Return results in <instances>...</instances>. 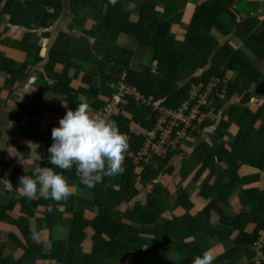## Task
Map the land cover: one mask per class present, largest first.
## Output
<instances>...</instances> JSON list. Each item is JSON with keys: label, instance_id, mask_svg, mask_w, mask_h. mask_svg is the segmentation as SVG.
<instances>
[{"label": "crops", "instance_id": "1", "mask_svg": "<svg viewBox=\"0 0 264 264\" xmlns=\"http://www.w3.org/2000/svg\"><path fill=\"white\" fill-rule=\"evenodd\" d=\"M119 1H122L124 8L119 6ZM203 1L205 0H188L185 3L181 8V19L169 27L172 37L183 43L187 33L191 31L207 39L212 37L218 39L220 48L231 42V46L242 53L252 67L264 77V62H260L246 42L237 35L240 20L229 12L221 16L222 22L230 30L227 36L215 27L211 29L191 27L195 9ZM71 3L72 0H44L34 9L30 22L11 23L9 16L3 12L4 0H0V150H4L5 161L9 166L3 179L10 182L16 172L19 177L25 173L31 175V168L35 164L52 167L57 172L61 171L49 164L47 150L53 142L50 129L58 127L59 119L70 107L64 103L62 97L47 87L57 84L56 78L64 70V66L56 65L50 72L51 79L46 71L51 62V53L59 44L62 33H68L75 39H88L99 61L111 58V66L100 73L86 58L87 51L78 53L83 58L74 57L72 53L70 56L72 67L67 75L72 91L100 89L102 75L116 79L117 75L113 73L112 68L117 63L120 67L135 72H143L150 66L151 50L139 44L133 34L118 31L114 27L116 20L124 17L127 3L138 5L134 11L126 10L129 23L139 22L144 0H117L118 10L117 7H111L108 12L115 17L110 21L113 23L110 27L113 28L109 30L106 41L103 40V34L96 37L95 32H98L100 27L97 19L103 20L104 27L106 26L104 17L109 3L99 0L96 9L79 7V14L73 12ZM254 3L256 10L250 14L239 11V15L243 21L252 17L257 19L254 31L261 34L264 30V1ZM179 9V2L171 7L170 4L160 1L152 15L155 22L151 21L149 26L155 29L157 21L174 18L178 15ZM46 13L56 14L57 17L47 19L44 24ZM143 20L148 22L147 19ZM27 33H29L27 44H22L21 41ZM61 42L63 43L64 39ZM117 49L128 54L117 52ZM153 67L156 68L157 64L154 63ZM209 68L210 64L204 70L188 66L181 79L182 87L200 78ZM238 74L232 70L227 73L231 80L236 79ZM99 99L103 102V95H99ZM54 105L61 108L59 114L51 111L56 109ZM64 105H67V108ZM233 105L227 103L224 114L234 108ZM263 105L264 96H259L256 91L252 93L251 101L244 106L243 112L249 110L256 114ZM125 107L128 117L122 118V121L131 132L130 136L126 135L129 144L135 135L132 130H140L142 126L140 118L149 120L151 114L148 109L133 101H128ZM136 117L139 120L133 121ZM223 119L220 117L217 124L205 128L195 142L187 141L185 145L184 142L181 153L170 159L167 170L159 175L153 184L150 182L144 186L140 180L143 170H137L136 175L140 177L134 184L133 196L127 193L118 194L123 174L103 177L94 188L87 189L80 183L79 174L73 170L62 171L68 184L73 188V195L67 200L60 202L44 198L29 200L18 193L27 202L25 201L23 210L16 209L15 217H20L21 221L27 220L30 229L35 226L41 233L40 240L36 241L40 246L41 260L24 264H65L66 261L71 263L73 261L75 264H191L195 256H202L205 251L213 253L215 259L212 264L264 263V232L253 246L247 243L256 229V225L248 224V216L254 209L260 208L256 193L255 200H252L249 192L263 191V173L259 165L248 163L239 170L237 174L241 185L232 194L230 191L234 185L233 180L230 182L226 180L224 183L218 181V177L224 172L222 168L225 171L229 168L226 163L215 159L212 168L220 167V170H213L218 173L213 176L211 170L200 173L202 165L193 156L194 151L202 144L221 149L225 142L233 143L245 139L252 131V128H249L246 134H242L239 127L233 125L227 132L225 140H221L218 130ZM262 124L264 119L255 128L258 129ZM44 141H50L51 144ZM145 178L149 179L148 176ZM208 178L210 184L205 189L204 184ZM101 184L116 191L113 208H110V202L103 203L108 214L113 212L116 222L112 235L102 237L104 249L100 253L101 247L95 242V231L87 228L81 246L70 255L63 251V245L69 239L71 222L80 213L84 214V220L87 222L97 219L99 206L94 207L93 202L97 185ZM11 198L12 191L0 190V206H8ZM154 198L159 201V206L153 214L160 216L152 222L153 217H141L148 213L139 216L137 210L149 209ZM47 214L56 222L51 229ZM11 234V228L0 225V246L4 258L23 255L18 247L10 243ZM260 242L261 250L256 246ZM35 249L37 250V247ZM32 257L35 259L37 253L32 252ZM63 257L64 263L61 260Z\"/></svg>", "mask_w": 264, "mask_h": 264}, {"label": "trees", "instance_id": "2", "mask_svg": "<svg viewBox=\"0 0 264 264\" xmlns=\"http://www.w3.org/2000/svg\"><path fill=\"white\" fill-rule=\"evenodd\" d=\"M43 1L44 0H28L22 2L20 0H4L3 12L9 16V21L11 23H28L33 17L32 14L34 9L39 6L40 3H43ZM98 1L99 0H72L71 4L73 12L79 14V7L96 9ZM104 1L109 3V0ZM160 1L170 4L171 7L174 3L179 2L180 9L177 12L178 15L174 18L172 17L169 20L163 18L162 21H157V26L153 29L149 26V23L151 21L152 23L155 22V18H152V15L155 12L156 4ZM187 1L188 0H144L140 13V20L136 24L129 23L127 11L124 10V17L117 19L114 27L118 31L133 34L139 44L151 50L152 60L150 66L145 68L143 72H135L128 68H122L117 63L112 68L113 73L117 75L116 79H114L117 80L122 72L126 71L129 84L136 87L146 98L153 97L155 101L160 102L162 106L168 109L179 108L188 98V93L192 86H200L201 88H204L211 79L215 78L222 83V88H225L226 85L224 82L229 81L226 94L221 98H215L213 105L204 111L203 116L200 118L199 122L197 121L195 123V125H200L203 132L205 128L217 124L220 117L222 119L224 117L218 130L221 140H225L227 132L233 125H237L242 134H246L249 128H252V131L245 139L237 140L233 143L225 142L221 149H217L208 144H202L194 151L193 156L197 162L202 165L199 172L202 173L203 171L211 170V175L213 176L218 174L217 171L213 170H220V167L212 168L215 159L222 160L226 163L229 168L227 171L222 168L224 172L221 174L222 176L218 177V181L224 183L226 180L229 182L233 180L234 185L230 191L232 194L241 185V180L237 174L239 170L248 163L259 165L260 170L263 173V191L249 192L252 200H255L254 193H256L255 196L258 197L260 201V208L254 209L252 214L248 216V224L256 225L254 233L249 237L247 242L249 245L253 246L260 240L261 234L264 232V124L258 129L255 128L256 125L264 119V105L256 114H253L249 110L243 112V110L244 106L250 103L252 93L254 94L257 91L259 96H264V77L252 67L242 53L238 52L231 46V42H227L225 46L220 48V41L218 39L214 37L207 39L203 36H198V34L191 31L187 33L183 43L177 42V40L170 34L169 27L173 22H178L181 19V8L184 7ZM237 2L238 0L203 1L198 4L195 9L191 20V27L202 29H211L212 27H215L216 29H220L224 35L227 36L230 34V30L222 22L221 16L225 12H229L234 18L240 20L238 23L237 35L246 42L247 46L256 55L258 60L264 62V30L261 34L255 33L254 30L257 24V19H254V17L248 18L244 21L241 20ZM108 6L107 14L104 17L105 24L108 26L104 27L103 20L97 19L100 27H98L99 31L95 32L97 34L96 37H98L99 34H103V40L105 41L109 30L113 28L110 27V25L113 24L110 23V21L114 20L115 17L112 13L109 15V9L111 7H117L116 9L118 10V3L115 5L109 3ZM119 6L124 8L122 1H119ZM46 14L47 15H45L43 19L44 24L47 19L57 17L56 14ZM143 19H147L148 22L146 23ZM104 32L106 33L104 34ZM28 37L29 33L23 37L21 43L27 44ZM62 39H64L63 43L61 42ZM114 50L116 51V49ZM82 51H87L86 58L93 67L98 68L100 73H102L106 67L111 66V58L106 59L104 57V61H99L93 52L88 39H75L68 35V33H62V36L59 39V44L55 46L51 53V62L47 66L46 74L51 79L50 72L58 64L64 66V70L60 73L59 77L56 78L57 84L52 87L48 86L47 88L54 94L62 97L64 103L73 110L80 103L86 102L90 105L93 111L102 113L104 106L110 100L111 92L108 89V85L115 81L113 78L102 75V85L100 89L72 91L70 88V79H68L67 76L69 69L72 67L70 56H72L73 53L74 57L78 56L79 58H83L78 55V53H81ZM95 51L97 52L96 48ZM117 52L128 54L119 49H117ZM154 63L157 64L156 68L153 67ZM209 64L210 68L204 72L200 78L195 79L182 87L181 79L188 66L197 70H204ZM229 70H232V72L237 71L240 75L238 74L236 79L234 78L231 80L227 75ZM99 95H103V102L100 101ZM229 102L234 104L233 106L235 107L224 114L226 104ZM54 106H56V109L51 111L59 114L61 108L57 105ZM122 109L123 110L118 113L113 121L117 123L119 130L122 133L130 136L131 132L128 126L122 121V118L128 117V114L126 113L127 108L123 106ZM136 119L139 120V118L136 117L133 121H136ZM154 121L155 120L152 116H150L149 120L140 118L139 122H142L140 130H132L135 135L129 142V149L126 153L125 163L123 165L125 171L122 173V181L118 194L127 193L131 196L134 195V184L140 177L136 175V171L141 170L134 164V158L142 147L148 132L153 128ZM196 139H198V135L192 136L189 142H195ZM44 143L51 144L50 141H44ZM180 153L181 151L174 153L173 155L153 159L149 165L144 167L140 177L141 183L144 186H147L150 182L153 184L157 177L167 170L170 159ZM8 169V163L5 161V152L4 150H0V179H3ZM72 170L76 172L75 166H73ZM146 176H148L149 179L145 178ZM18 178V172H16L11 178L13 190L12 198L8 206H0V225H5L11 228L12 234L9 236V241L12 245L18 247L21 252H23V255L15 258H4L0 246V264H24L25 262L30 263L33 261L39 262L42 258L40 246L31 238L28 221H21L20 217H15L16 209L20 208L23 210L27 202L18 194ZM209 182L210 178H208L204 184L205 189L209 187ZM115 194V190L108 189L103 184L97 185L94 196L95 200L93 202L94 207L99 206V215L97 219L92 222H87L84 220V214H78L71 222V233L69 239L63 245V251L65 250L66 253L72 255V252L74 253V251L81 246V241L85 237L84 232L87 228H92L95 231V242L101 247L100 253L103 251L104 245L102 244V237L111 236L113 227L116 225L112 215L113 212L108 214L106 211L107 208L103 207V203L110 202V208H113ZM158 206L159 201L154 198L149 209H138L137 214L140 216L148 213L141 217H153L151 221L154 222L160 216V214H153L156 212ZM47 220L48 225L50 223L49 228L51 229L56 222H54L48 214ZM35 247H37V250ZM32 252L37 253L35 259L32 257ZM61 260L63 263L65 262L64 257L61 258ZM94 261L96 263L97 259ZM65 264L75 263L73 261L72 263L66 261ZM262 264L264 263L262 262Z\"/></svg>", "mask_w": 264, "mask_h": 264}, {"label": "clouds", "instance_id": "3", "mask_svg": "<svg viewBox=\"0 0 264 264\" xmlns=\"http://www.w3.org/2000/svg\"><path fill=\"white\" fill-rule=\"evenodd\" d=\"M109 3L115 5L117 0H109ZM137 7L136 3L125 5L128 11H134ZM64 106L67 108V105ZM58 123V127L51 129L53 142L47 151L49 164L61 171L33 165L31 175L25 173L18 178L17 191L20 195L29 200H67L73 195V188L62 171H71L73 166L80 176V183L87 189L94 188L103 177L125 171L123 164L129 149L128 138L119 130L115 121L93 111L88 103L82 102L74 110L67 108ZM12 185L9 180L0 179V190L12 191ZM30 232L31 238L38 242L41 233L35 226ZM214 259L211 251H205L202 256H195L191 264H212Z\"/></svg>", "mask_w": 264, "mask_h": 264}, {"label": "built area", "instance_id": "4", "mask_svg": "<svg viewBox=\"0 0 264 264\" xmlns=\"http://www.w3.org/2000/svg\"><path fill=\"white\" fill-rule=\"evenodd\" d=\"M224 83L226 87L222 88V83L214 78L204 88L192 86L188 98L179 108L168 109L155 101L153 97L146 98L136 87L129 84L127 72L124 71L117 80L108 85L111 96L101 114L113 120L128 101H133L149 110L155 120L154 126L148 132L142 147L134 158V164L143 170L155 158L180 152L184 142L202 133L200 125L197 126L195 123L199 122L204 111L213 105L215 98H221L226 94L229 83ZM261 243L256 245L260 250Z\"/></svg>", "mask_w": 264, "mask_h": 264}, {"label": "rangeland", "instance_id": "5", "mask_svg": "<svg viewBox=\"0 0 264 264\" xmlns=\"http://www.w3.org/2000/svg\"><path fill=\"white\" fill-rule=\"evenodd\" d=\"M254 2H259V1H249V0H238L237 7L241 13V11H244L245 13H252V11L256 10V4ZM186 142L184 143V145Z\"/></svg>", "mask_w": 264, "mask_h": 264}]
</instances>
